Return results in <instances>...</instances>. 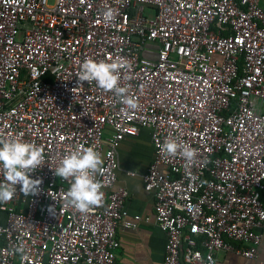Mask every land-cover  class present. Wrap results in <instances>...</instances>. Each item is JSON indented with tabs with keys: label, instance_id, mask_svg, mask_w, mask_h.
<instances>
[{
	"label": "built area",
	"instance_id": "2783aa9c",
	"mask_svg": "<svg viewBox=\"0 0 264 264\" xmlns=\"http://www.w3.org/2000/svg\"><path fill=\"white\" fill-rule=\"evenodd\" d=\"M85 59L128 65L120 86L137 108L79 82ZM140 129L153 146L142 179L166 236L162 264H219V251L254 259L264 235L260 0H0V137L44 154L29 174L38 192L17 185L0 203V264H115L118 229L149 221L129 214L127 191L115 188L118 150ZM169 137L195 159L164 157ZM81 145L101 157L103 202L87 214L65 204L71 180L55 175Z\"/></svg>",
	"mask_w": 264,
	"mask_h": 264
},
{
	"label": "clouds",
	"instance_id": "9594fccd",
	"mask_svg": "<svg viewBox=\"0 0 264 264\" xmlns=\"http://www.w3.org/2000/svg\"><path fill=\"white\" fill-rule=\"evenodd\" d=\"M105 22L114 18L112 10L103 13ZM128 65L119 60L94 61L85 59L77 73L79 82H95L103 91L113 92L125 106V110L137 108L134 97L127 95L128 87L120 86V72ZM159 151L164 157H176L191 163L196 155V149L190 145L177 142L174 138H166L159 145ZM101 164L100 154L93 147L78 146L63 156L55 169V175L63 180H71L70 187L65 194V204L81 214H87L92 207L101 206L104 193L102 185L95 179ZM44 165L43 148L34 143L25 142L21 138L0 137V203H7L16 195V186L25 195H35L41 183L39 179H31L33 173ZM16 252H22L18 247Z\"/></svg>",
	"mask_w": 264,
	"mask_h": 264
},
{
	"label": "crops",
	"instance_id": "0c3cea01",
	"mask_svg": "<svg viewBox=\"0 0 264 264\" xmlns=\"http://www.w3.org/2000/svg\"><path fill=\"white\" fill-rule=\"evenodd\" d=\"M264 8V0H260ZM153 160L150 132L140 129L136 137L127 138L118 150L119 168L115 188H124L128 193L125 207L129 214H139L149 219L134 230L119 228V249L115 264H162L165 234L154 220L153 197L144 190L142 175ZM128 172H135L130 176ZM219 264H264V235L254 259H246L232 252L219 251Z\"/></svg>",
	"mask_w": 264,
	"mask_h": 264
},
{
	"label": "rangeland",
	"instance_id": "374dc122",
	"mask_svg": "<svg viewBox=\"0 0 264 264\" xmlns=\"http://www.w3.org/2000/svg\"><path fill=\"white\" fill-rule=\"evenodd\" d=\"M52 0H50L51 2ZM145 15L148 16V17H152L153 16V11L151 10H146L145 11ZM0 218H2V214L0 213Z\"/></svg>",
	"mask_w": 264,
	"mask_h": 264
}]
</instances>
